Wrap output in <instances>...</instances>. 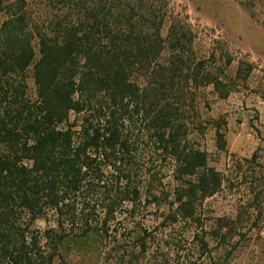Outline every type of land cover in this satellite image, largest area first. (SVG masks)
Returning a JSON list of instances; mask_svg holds the SVG:
<instances>
[{"label": "trees", "instance_id": "16d2710c", "mask_svg": "<svg viewBox=\"0 0 264 264\" xmlns=\"http://www.w3.org/2000/svg\"><path fill=\"white\" fill-rule=\"evenodd\" d=\"M39 1L0 0V264H141L149 235L125 248L111 236L120 215L153 205L163 226L201 227L199 206L222 189L198 139L211 123L200 91L227 98L233 59L198 58L169 0Z\"/></svg>", "mask_w": 264, "mask_h": 264}, {"label": "rangeland", "instance_id": "374dc122", "mask_svg": "<svg viewBox=\"0 0 264 264\" xmlns=\"http://www.w3.org/2000/svg\"><path fill=\"white\" fill-rule=\"evenodd\" d=\"M28 2L34 10L42 7L39 0ZM168 16L169 21L181 18L192 26L198 58L215 52L220 65L226 55L233 59L226 68L231 89L227 98L212 86L200 91V111L211 123L198 139L211 166L221 173L223 186L199 206L202 228L191 223L163 226L165 210L150 205L140 208L134 219L129 213L120 215L111 236L131 248L134 238L147 232L148 251L141 264H264V0H169ZM5 17L0 9V25ZM168 28L169 23L164 35ZM241 64L245 69L253 65L248 77L244 72L238 77ZM28 84L35 96L31 74ZM216 121L225 135L224 151L216 145ZM171 182L167 173L165 183L172 188ZM38 226L45 229L48 224L41 221ZM197 234L209 242L208 253L200 255Z\"/></svg>", "mask_w": 264, "mask_h": 264}]
</instances>
